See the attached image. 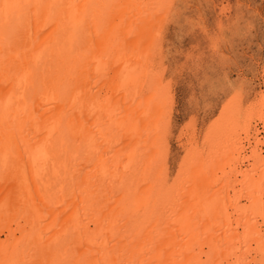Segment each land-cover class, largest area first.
<instances>
[{
	"label": "bare ground",
	"instance_id": "6f19581e",
	"mask_svg": "<svg viewBox=\"0 0 264 264\" xmlns=\"http://www.w3.org/2000/svg\"><path fill=\"white\" fill-rule=\"evenodd\" d=\"M187 1L0 0V264H264V64L174 151Z\"/></svg>",
	"mask_w": 264,
	"mask_h": 264
},
{
	"label": "rangeland",
	"instance_id": "374dc122",
	"mask_svg": "<svg viewBox=\"0 0 264 264\" xmlns=\"http://www.w3.org/2000/svg\"><path fill=\"white\" fill-rule=\"evenodd\" d=\"M186 4L182 7V16L178 23L180 27L168 30V42H170L172 49L181 52L180 59L183 55L185 57L187 53H192V59H194L195 56L193 55L196 54V57L198 58V63H196V65L198 67L196 66L194 68V66H192L191 69H188L189 71L187 73L185 71L181 76L184 78L181 80V84L183 83V85H186L187 87L180 86L181 88L178 90L174 128L175 136L172 141V148L174 151H176L175 138L180 129L179 127L182 122L189 117L192 110H196L195 106L198 108V106L201 105L198 109L201 112L204 108V104L206 106L211 105L212 108L213 105H217L219 102L217 97L218 95L221 97V94L220 91L218 92L217 90H221L220 87L223 88L226 83V80L224 81V78H222L221 75L223 71L229 72V78L231 80H234L243 74L249 77V79L251 78L249 81L252 86L251 90L257 91L262 86L260 83V79H262L261 65L264 64V0H188ZM199 10H201L200 13ZM218 18L222 20L220 28L214 26L216 25L214 22L217 21ZM183 22L186 24H183ZM200 25L204 26L206 30L205 32L199 31L198 27ZM190 26L192 28L193 26L195 27L189 34L190 29L188 28H191ZM218 29L221 30L219 31ZM176 30H179L180 32ZM215 33H218L219 38L212 53V42L210 37H214ZM219 40L221 44H219ZM200 62L203 64L201 65ZM209 80H211V83ZM220 80L221 82H219ZM213 90L215 91L214 93ZM179 153L180 152L178 151L176 152V158Z\"/></svg>",
	"mask_w": 264,
	"mask_h": 264
}]
</instances>
